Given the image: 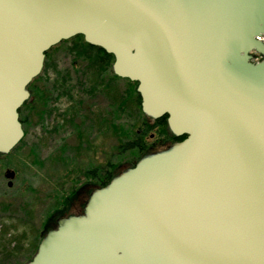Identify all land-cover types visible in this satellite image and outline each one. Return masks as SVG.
<instances>
[{"label": "water", "instance_id": "water-1", "mask_svg": "<svg viewBox=\"0 0 264 264\" xmlns=\"http://www.w3.org/2000/svg\"><path fill=\"white\" fill-rule=\"evenodd\" d=\"M263 33L264 0H0L1 155L46 54L77 36L185 137L58 219L27 264H264Z\"/></svg>", "mask_w": 264, "mask_h": 264}, {"label": "rangeland", "instance_id": "rangeland-1", "mask_svg": "<svg viewBox=\"0 0 264 264\" xmlns=\"http://www.w3.org/2000/svg\"><path fill=\"white\" fill-rule=\"evenodd\" d=\"M54 48L21 113L23 144L0 157V264H24L48 223L83 213L79 191L101 183L109 170L116 176L132 168L140 157L128 146L141 131L138 112L103 92L113 87L123 94L128 84L75 42ZM145 140L146 152L155 153V129ZM8 170L16 173L12 187Z\"/></svg>", "mask_w": 264, "mask_h": 264}, {"label": "trees", "instance_id": "trees-1", "mask_svg": "<svg viewBox=\"0 0 264 264\" xmlns=\"http://www.w3.org/2000/svg\"><path fill=\"white\" fill-rule=\"evenodd\" d=\"M70 41L75 42L76 47H81L83 49H87L89 52L93 53L94 57L96 58V61L101 65L102 68H107V69L111 70L114 80H122V79L118 78L117 76H115L113 73L112 68H113V64H114L115 59L112 55L107 54L101 48L90 46L89 44H87L85 42L83 36H77ZM53 49H55V48H53ZM53 49H51L46 54V60H45L43 72H45L48 68V61H49L50 54H51ZM43 72L28 87L29 91L32 93V97H33V93H34L33 89L35 88V84L38 83L42 79ZM123 81H125L128 84V89L125 90V92L123 94H120L119 91L116 89H113V87L112 88L107 87V89H104L103 92L106 93V95H108L110 93L111 96H113L112 100L117 102V103L121 102L122 106L124 108L131 109V110L134 109V111L138 112L139 121L141 122L140 126H139V127H141L140 128L141 131H140V133H136V132L133 133V135H134L133 143L131 142L132 144H130L128 146H130V148H132V149H137L139 151V153H140L139 160H140L141 158H143L144 156L149 154L146 152V148H145V143H146L145 141L146 140H145V138H146V135L150 131L155 129V120L150 119L149 117H147L143 113L142 100H141L139 93L137 92L138 84L133 83L129 80H123ZM28 104H29V102L26 103L20 110V119H21V122L23 124V128H24L26 120L22 117L21 113L26 108V106L27 107L29 106ZM157 125L161 129V132H165V127L167 126V117H164L160 120H157ZM24 131H25V136H26V130L24 129ZM174 139L177 142H180L183 139H185V137L184 138H176L174 136ZM23 141H24V139L21 141V143L14 150L19 149V147L23 144ZM2 156L3 155L0 154V157H2ZM135 165L136 164H134L132 167H134ZM114 177H115V175H112L105 183L102 184V186L103 187L107 186L112 181V179ZM67 216L69 217L72 215H67ZM41 240H42V236L40 238H38L36 244L33 246L32 250H31L29 259L24 264H27L29 261L32 260L33 256L35 255V253L38 249V246H39Z\"/></svg>", "mask_w": 264, "mask_h": 264}, {"label": "flooded vegetation", "instance_id": "flooded-vegetation-1", "mask_svg": "<svg viewBox=\"0 0 264 264\" xmlns=\"http://www.w3.org/2000/svg\"><path fill=\"white\" fill-rule=\"evenodd\" d=\"M165 132L166 134L162 137H157L158 135L162 134L163 132H161V129L159 128V126L157 125V120H155V153L160 152L163 148H167L170 147L172 145H174L175 143H177V141L174 139V136L171 134L169 128H168V124L165 127ZM110 170L107 172L106 177L104 178L103 181H101V183H99L98 185L95 186H91L88 185L87 187H84L81 192L79 191L80 194H82L83 197V201L81 204V209L82 211H84L85 205L88 201V198L90 196V194H92L95 190L103 188L102 184L105 183L109 178H110ZM78 193V194H79ZM58 219H60L59 217H56L54 220V224L52 225L51 223H48V225H46L44 227V233L48 232L49 230L53 229L56 227L57 221ZM42 234V235H43Z\"/></svg>", "mask_w": 264, "mask_h": 264}, {"label": "built area", "instance_id": "built-area-1", "mask_svg": "<svg viewBox=\"0 0 264 264\" xmlns=\"http://www.w3.org/2000/svg\"><path fill=\"white\" fill-rule=\"evenodd\" d=\"M257 39L264 44V33L261 34L260 36H258ZM253 60L254 61H260V60H262V56L255 52Z\"/></svg>", "mask_w": 264, "mask_h": 264}]
</instances>
